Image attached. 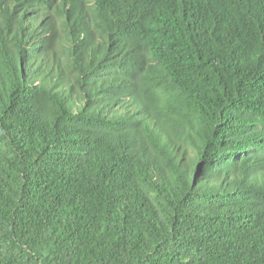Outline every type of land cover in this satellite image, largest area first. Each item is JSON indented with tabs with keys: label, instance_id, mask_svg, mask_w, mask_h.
I'll use <instances>...</instances> for the list:
<instances>
[{
	"label": "trees",
	"instance_id": "obj_1",
	"mask_svg": "<svg viewBox=\"0 0 264 264\" xmlns=\"http://www.w3.org/2000/svg\"><path fill=\"white\" fill-rule=\"evenodd\" d=\"M0 264H264V0H0Z\"/></svg>",
	"mask_w": 264,
	"mask_h": 264
}]
</instances>
